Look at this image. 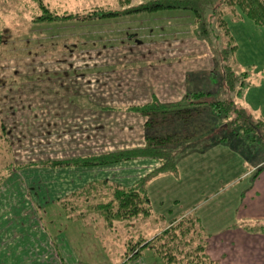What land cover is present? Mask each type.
Wrapping results in <instances>:
<instances>
[{
    "label": "rangeland",
    "instance_id": "374dc122",
    "mask_svg": "<svg viewBox=\"0 0 264 264\" xmlns=\"http://www.w3.org/2000/svg\"><path fill=\"white\" fill-rule=\"evenodd\" d=\"M144 1L116 0L122 9ZM19 2L0 0V176L11 173L7 168H13L14 159L61 160L131 148L129 141L136 137L133 127L120 125L117 115L99 110H71L66 100L77 101L80 107L88 103L85 96L69 99L73 92L107 107L133 104L140 93L151 97L153 92L166 104L197 91L210 93L208 101L230 99L218 59L221 39L226 38L218 32V43L206 40L207 46L198 49L188 13L32 25L28 9ZM235 11L224 19L237 46L229 63L237 74L246 73L238 103L264 123V29ZM198 56L200 62L185 64ZM179 69L186 92L180 94L176 86L170 95L169 83ZM259 131L238 136L235 129H222L216 135L227 138L223 144L204 148V143H191L178 149L177 172L147 183L151 210L147 218L106 222L94 214L73 221L60 202L45 199L46 204H36L40 229L53 241L54 235H62L70 257L67 260L63 253V264H164L153 249L130 256L136 244L190 216L198 218L206 256L215 264L221 257L226 263L235 258L240 264H264V137ZM143 139L144 134L132 147L143 146ZM199 145L203 148L198 150ZM46 181L53 185L54 177L47 176ZM25 184L23 180L11 186L22 185L28 193ZM245 228L248 235L241 234Z\"/></svg>",
    "mask_w": 264,
    "mask_h": 264
},
{
    "label": "trees",
    "instance_id": "16d2710c",
    "mask_svg": "<svg viewBox=\"0 0 264 264\" xmlns=\"http://www.w3.org/2000/svg\"><path fill=\"white\" fill-rule=\"evenodd\" d=\"M104 1L21 0L19 3H23V8L26 6L25 10L28 9L27 21L32 25L90 23L163 12L188 13L192 16L193 34L200 44L207 46L206 40L218 43V32H223L226 38V42L221 39L223 44L218 49V59L224 91L230 99L208 101L210 93L197 91L186 93L176 103L166 104L151 95L146 104L128 109L145 119L144 144L141 147L61 160L15 161V170L96 168L136 160H152L158 164L131 186L101 180L66 195L59 200L60 205L73 221L85 220L94 214L106 222L147 218L151 215L147 183L157 176L177 172L176 153L182 146L204 143V148H207L212 144H223L227 138L216 135L222 129H235L236 135L241 136L260 128V135L264 137V123L255 120L238 103L245 88L246 73L237 74L229 63L237 51V46L233 44L224 19L229 12L235 13L238 9L256 27L264 29V0H146L124 9L118 7L116 0H110L107 4ZM197 148L199 150L203 146L199 145ZM9 167L7 171H12L13 168ZM202 233L198 218L183 217L152 239L136 244L137 249L130 259L136 258L144 249H153L164 264H215L206 256V241Z\"/></svg>",
    "mask_w": 264,
    "mask_h": 264
},
{
    "label": "crops",
    "instance_id": "0c3cea01",
    "mask_svg": "<svg viewBox=\"0 0 264 264\" xmlns=\"http://www.w3.org/2000/svg\"><path fill=\"white\" fill-rule=\"evenodd\" d=\"M196 46H199L198 49H204L203 44H196ZM198 57L199 59L195 57L184 63L188 65L193 62H200L202 58L200 56ZM181 68L186 70L187 67L183 66ZM181 72L182 70L180 71L179 69L175 78H173L172 82L169 83L170 90L167 91H169L170 95L176 93L177 87L180 94L184 95L186 92L185 82ZM153 93L158 99L161 97H159L157 92ZM128 94L129 93L127 91L124 93L126 96ZM72 95L73 97H70L69 99H77L85 96L88 103H85L87 104L86 106L83 103L85 107H80L78 106L77 101L71 100L75 103L74 104L67 100L66 107H69L71 110L76 109L78 111L87 112H98L95 110H99L101 114L117 115V117H119V119H117L118 122L116 121L118 124L123 125L122 123H125L126 126L128 125L133 127V134L135 133L136 137L131 138L129 141L130 145L132 144L131 148L133 146V142H136V139L140 141L143 137V121L145 119L140 114L128 111V109L146 104L150 101V96L141 97L142 93H140V99L138 101H134L135 103L133 104L125 100L117 99V101L125 102H118L119 104L114 105L115 107H107V105H105L106 103H101V105H99L95 102L96 104H94L91 102L92 100L89 96L86 94L83 95L81 92H73ZM159 100L162 101L161 99ZM109 106L112 105L110 104ZM120 111H123V113ZM13 161L22 162V160L17 159H14ZM157 166L158 164L152 160H136L96 168H65L54 170L45 168H23L22 170L12 169L11 173L7 172L8 176L1 175L0 264H63V253H65L67 260L70 259L69 254L64 252L63 237L61 234L59 236L54 235V241L52 238H47L46 232L40 229L41 220L35 212L36 204H41V206L46 204L45 199L60 202L59 200L63 199L66 195L78 191L94 181L107 180L122 184L123 186H131L146 174L154 170ZM144 168L147 169L144 170ZM4 172H6V170ZM257 172L254 174L255 178L258 176ZM47 176L52 178L54 177V184L49 185L54 187L50 190L46 181ZM84 177L85 179L83 181L82 178ZM23 180H26L25 187L28 184V193H26L22 185L11 186V184L18 183V181L20 182ZM29 186H32L34 189L31 187L29 188ZM15 187L19 189L16 192L19 191L20 194L13 191ZM30 190L32 191L33 198L30 197ZM27 196L30 198H27ZM243 231L241 232L242 235H248V229L245 228ZM216 260V264H240L237 263L238 260L235 258H232V260L228 259L230 263H226L225 259L223 261L222 257L219 258L220 262Z\"/></svg>",
    "mask_w": 264,
    "mask_h": 264
}]
</instances>
